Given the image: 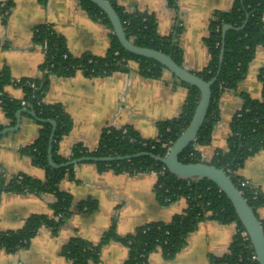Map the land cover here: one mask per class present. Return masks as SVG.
I'll list each match as a JSON object with an SVG mask.
<instances>
[{"label": "crops", "instance_id": "0c3cea01", "mask_svg": "<svg viewBox=\"0 0 264 264\" xmlns=\"http://www.w3.org/2000/svg\"><path fill=\"white\" fill-rule=\"evenodd\" d=\"M12 2L7 15L0 10V68L7 67L12 80L40 77V64L45 52L33 41L34 28L50 24L63 34L69 52L80 56L85 52L102 56L110 45V29L101 21L93 20L81 7L79 0H0ZM127 10L152 13L157 19L160 35H169L180 22L183 31V65L198 72L209 61V50L204 40L209 34V21L215 11H227L234 0H177V7L168 0H116ZM129 69L109 75L89 76L77 70L70 76L51 74L43 100L60 102L72 119L70 132L58 143V152L69 156L72 147L81 144L95 149L106 126L134 127L142 137L155 138L157 122L180 115L187 96V88L167 69L160 77H149L139 71L136 60H130ZM264 65V47L259 46L251 61L247 76L237 88L220 96V119L212 130L211 142L200 146L203 158L209 160L215 151L226 147L230 122L242 106L240 92L261 97L259 70ZM4 91L12 99H22L21 86L7 84ZM23 108V107H22ZM21 109V108H20ZM18 111V110H17ZM16 124V123H15ZM14 124V125H15ZM0 130L10 124L0 104ZM41 125L34 116L23 111L19 128L0 134V178L24 173L44 179L46 170L33 163L22 148L38 137ZM257 184L264 193V148L247 157L235 171ZM158 176L144 171L115 172L101 169L96 161H83L74 167V177L65 176L59 183L61 190L73 197L71 216L57 232L42 227L27 247L8 252L0 248V264H71L63 255V246L72 238L97 243L103 233L115 224L119 234L136 230L143 223L169 222L187 207L186 198L164 204L157 196ZM95 199L97 210L88 213L78 209L84 199ZM55 196L44 192H4L0 197V233L24 225L34 213H52ZM264 220V206L258 208ZM236 232L235 223H222L205 218L186 238L182 248L171 258L156 249L149 255V264H211V256H222ZM128 247L119 240H111L101 247L100 259L93 264H124Z\"/></svg>", "mask_w": 264, "mask_h": 264}, {"label": "trees", "instance_id": "16d2710c", "mask_svg": "<svg viewBox=\"0 0 264 264\" xmlns=\"http://www.w3.org/2000/svg\"><path fill=\"white\" fill-rule=\"evenodd\" d=\"M38 1L45 3L47 0ZM109 1L118 12L125 33L132 42L162 50L183 65V48L180 43L183 26L180 22L175 24L169 35L163 36L158 32L154 14L141 10H127L116 0ZM79 2L93 20L103 22L110 29V45L104 55L98 56L85 52L80 56H74L69 52L67 40L63 34L53 25L41 24L34 28L33 33L34 43L45 52V59L39 67L40 77H25L17 82L11 79L7 67L0 68V90L4 85L11 83L21 86L24 90L22 99L29 102L26 106L22 104V99H12L4 92L0 96L1 106L10 119L11 125L16 123V112L20 108L26 107L35 113L34 118L41 125L40 132L33 143L22 148V152L28 154L34 164L46 170L44 179L24 173L9 177L1 174L0 197L4 192L29 191L38 194L49 192L55 196L51 205V214L34 213L26 219L21 228L1 232L0 248L12 252L27 247L42 227L51 228L53 232H57L60 225H63L71 216L73 197L69 192L59 188V183L65 176L74 177V167L77 164L69 163L71 160L82 156L131 155L130 158L96 161V163L101 169H111L115 172L133 174L157 171L155 190L158 199L168 204L184 197L187 199L186 209L175 214L169 222L143 223L135 231L126 234H119L115 224H112L97 243L78 237L72 238L61 250L71 264H93L99 261L101 247L113 239L121 241L128 247V258L124 264H149V255L156 249L162 250L167 258H171L184 246L187 236L197 228L198 222L205 218L236 224V232L229 251L222 256H211V264H259L258 260L250 258L254 247L250 239L243 235L245 229L234 205L212 180L199 178L197 182H189V178L173 173L160 160L149 155L134 156L142 151L165 155L167 147L164 143H173L190 122L200 95L197 86L173 75L187 88V96L180 115L157 122L159 133L155 138L142 137L132 125L106 126L95 149L90 150L81 144H76L72 147L69 156H63L57 151L60 139L72 128V119L62 103H47L43 100L51 74L70 76L77 70H83L89 76H104L118 70L129 69L130 60L138 61L139 71L145 76L160 77L166 69L154 59L126 50L114 33L107 15L91 0H79ZM168 2L173 8L177 7V0H168ZM11 6L12 2L6 3V7ZM4 9L5 7L0 5L2 12ZM263 11L264 0H234L231 9L214 12L209 21V34L204 40L209 50V61L202 70L196 72L205 80L214 78L220 66L223 26L230 23L240 28H229L226 32L224 59L220 75L211 86L212 99L206 120L197 138L180 154V159L185 162L204 161L225 168L235 184L239 177L235 171L242 166L247 157L264 148V65L259 70V79L262 84L261 97H253L245 91L240 92L243 103L230 122L226 147L217 149L212 158L206 160L202 156L200 146L211 142L212 130L221 116L220 96L227 90L237 88L238 83L247 76L257 48L264 47V22L261 21ZM52 119L57 122L52 154L57 164H63L59 167L51 166L48 160V142L52 132V124L49 120ZM244 196L258 215V208L264 206V193L254 196L252 190L247 188ZM77 206L81 211L92 213L97 210L98 203L95 199L87 198ZM260 221L264 227V220Z\"/></svg>", "mask_w": 264, "mask_h": 264}, {"label": "water", "instance_id": "95a60500", "mask_svg": "<svg viewBox=\"0 0 264 264\" xmlns=\"http://www.w3.org/2000/svg\"><path fill=\"white\" fill-rule=\"evenodd\" d=\"M91 1L94 2L110 19V24L113 26L114 33L116 34L121 45L126 50L136 55L151 58L157 62H160L171 74L176 76L178 79L193 84L200 90L199 100L190 122L184 128L178 138L169 146L165 155L161 156L152 152L142 151L138 154H135L134 156L149 155L157 160H160L170 171L180 177L209 178L212 180L220 188V190H222L228 196L234 205V209L240 219V222L242 223L248 238L253 245L252 247H254V250L257 254V260L259 264H264V227L260 221L261 219L250 206L244 194L237 187L231 176L226 172L225 168L217 167L209 162H185L180 159V154L197 138L199 131L206 120L212 99L211 86L220 75L221 64L224 59L226 32L229 30V28L239 29L240 27H235L230 23H226L223 26L222 46H220V66L218 71H216L217 74L214 78L211 80H205L196 72L188 69L184 65L177 63L170 54H167L162 50L138 45L132 42L125 33V29L118 12L109 0ZM23 111L30 112L34 117H36L33 111L23 107L16 112V124L13 126H7L0 130V134L7 131L17 130L21 122V115ZM49 121L52 124V132L48 142V160L51 166L59 167L63 164H57L54 161L52 154L57 122L53 119ZM130 157L132 156H82L71 160L69 163L77 164L83 161H110L113 159L120 160Z\"/></svg>", "mask_w": 264, "mask_h": 264}, {"label": "built area", "instance_id": "2783aa9c", "mask_svg": "<svg viewBox=\"0 0 264 264\" xmlns=\"http://www.w3.org/2000/svg\"><path fill=\"white\" fill-rule=\"evenodd\" d=\"M0 5H1V7H3V6L5 7V9L2 12L3 15H7L8 12H9V7H6V2L3 1ZM261 21L264 22V11H263V14H262V20ZM16 81L17 82L21 81V78L17 79ZM5 87H6V85H4L2 87V89L0 90V96L5 92L4 91ZM1 101H2V99L0 97V104H1ZM22 104L28 106L29 105V102L27 100H25V99H22ZM107 127H109V126H107ZM144 144H146V142H144ZM171 144L172 143H164V146H166L167 149H168ZM150 172L155 173L158 176V172L157 171H150ZM162 172L163 171H161V173ZM187 178H189V182H197L199 180V178H197V177H187ZM236 185H237V187L240 189V191L243 194H244V191L247 188H250L252 190V192L254 193V196H257L259 193H261L260 187L257 184H255L252 180H250L249 178H247V177H243V176H240L239 175V177L237 179V184ZM181 198H184V197H181ZM243 235L248 237L246 231L243 232ZM250 258L252 260H257V254H256L255 250L251 253ZM19 264H23V262H20Z\"/></svg>", "mask_w": 264, "mask_h": 264}]
</instances>
